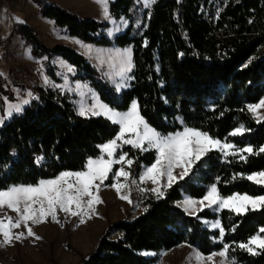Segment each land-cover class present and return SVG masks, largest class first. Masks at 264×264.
<instances>
[{
  "label": "trees",
  "instance_id": "obj_1",
  "mask_svg": "<svg viewBox=\"0 0 264 264\" xmlns=\"http://www.w3.org/2000/svg\"><path fill=\"white\" fill-rule=\"evenodd\" d=\"M211 1L178 4L176 0H155L146 8L139 0H108L110 15L128 21L123 32L108 38V22L82 18L50 0H37L41 15L68 36L96 46L131 47L135 67L130 75L134 79L120 92L75 48L63 44L49 48L27 24L17 29L32 52L61 57L73 67L76 80L88 83L101 101L118 110H126L135 98L150 125L165 134L193 127L234 144L235 149L251 145L258 153L264 145V120H255L247 105L264 97V0H223L221 11L208 20L205 12ZM47 71L55 80L52 69ZM2 79L0 75L1 83ZM37 90L39 99L32 98L22 115L0 127V190L36 184L64 170H83L88 157L100 155L96 146L118 131V126L103 117H80L66 94ZM5 92L0 85V93ZM241 125L245 129L242 135H230ZM120 151L134 159L130 170L135 175L141 165H150L155 159L154 150L140 153L124 145ZM37 157L42 159L37 162ZM116 168L114 165L111 175ZM262 170L264 153H229L225 157L218 150L210 151L194 166L190 178L177 181L159 200L142 192L147 211L132 220L108 224L80 264H155L157 256L150 253L182 243L204 255L228 244L230 264L232 258L235 264H264V250L258 248L253 255L238 247L264 227V209L242 214L202 209L193 216L178 205L183 196L202 198L212 183L222 196L264 195V185L246 178ZM205 220L220 222L225 229L223 242L219 229H209Z\"/></svg>",
  "mask_w": 264,
  "mask_h": 264
},
{
  "label": "snow or ice",
  "instance_id": "obj_2",
  "mask_svg": "<svg viewBox=\"0 0 264 264\" xmlns=\"http://www.w3.org/2000/svg\"><path fill=\"white\" fill-rule=\"evenodd\" d=\"M98 3L103 4L105 20L111 22L108 0H98ZM149 3L150 0H144L146 8ZM251 22L249 21V23ZM139 27L140 24L137 23V28ZM147 43L145 39L144 45L147 46ZM89 50H91V46H89ZM109 67L115 69L114 75L119 77V82L115 84L117 92H120L122 88L130 87L128 81L134 79L130 73L135 67L131 47L114 49V55L110 54L109 56ZM73 71L72 67L68 68V72ZM43 80L45 86H49L51 83L46 75L43 76ZM67 82L68 79L65 77V84ZM52 86L60 89L61 94L64 93V85L53 84ZM80 89L81 83L77 81L76 91L83 96ZM27 96L39 99V97H34L30 90L27 92ZM92 96L91 105L84 106L81 104L77 109V114L86 119L92 117L105 118L112 125L118 126L115 137L96 146L101 154L95 158L88 157L83 165V170H64L54 178L40 179L36 184L13 185L0 190V207L6 205L8 209L17 214L15 220L8 217L7 223L4 219H0V234L6 243H11L13 239L21 240L25 236L24 232L13 233V228H19L23 225L27 228V236H35L29 222L39 224L50 217L52 221L59 223L58 213L60 212L66 216L79 217L80 223H84L85 218L90 217L95 212L96 205L102 202L99 195L100 187L109 178V174L113 172V165L115 164H119L120 167L113 173L111 187L117 193H121V189L128 188L130 171H126L124 165L127 164L131 167L134 159L128 158V153L124 151H120L118 159L116 158L118 150L122 149L124 145L131 146L132 149L139 150L140 153L155 151L154 162L150 165H141L139 181L141 183L151 182L153 187L141 188L140 191L154 194L157 200L163 197L165 191L177 181L183 180L185 177L190 178L194 166L210 151L218 150L226 157L229 150L236 147L232 143H222L220 139L213 138L206 131L188 126L183 127V130L165 134L150 125L141 112L139 101L135 98L131 100L126 110H118V106L113 107L109 103L101 101L95 92L92 93ZM29 104L30 99H23L20 103L10 104L6 111L8 120L10 121L15 115H22L24 106ZM262 108H264V98H261L258 103L247 105L248 111L254 117ZM259 120H264V115H259ZM5 123L4 117L0 116V127L4 126ZM244 131L245 129L241 125L235 128L230 135H242ZM238 151L249 154L264 153V145L259 147L258 153L254 152L251 145ZM13 155H15V150H13ZM40 159L42 158L37 157V162ZM240 159L246 160V157L241 155ZM177 169L180 171L176 172ZM121 177L124 178L125 183L120 182ZM246 178L257 185H264V170L249 174ZM216 179L219 181L220 178L217 177ZM136 183L135 179L131 181V184ZM120 198L132 203L128 195L121 194ZM180 206L186 213L193 216L202 209H212L213 206H217L216 211L229 209L237 214H242L249 210L264 209V195L252 196L235 193L222 196L218 191L217 184L212 183L202 198H186ZM144 210L147 211V208ZM197 218L199 219V217ZM211 226L219 228L220 240L223 242L225 229L221 227L220 222L217 220ZM261 233H264V227H260L257 234L252 235L246 243H239L238 247L253 255L256 254V247L264 250V235ZM39 238L36 237V239ZM228 249L229 245L224 244L223 250L219 253H211L207 256V260L212 261L213 257L219 255L226 258L221 264H228ZM231 264H235L234 258H232Z\"/></svg>",
  "mask_w": 264,
  "mask_h": 264
},
{
  "label": "rangeland",
  "instance_id": "obj_3",
  "mask_svg": "<svg viewBox=\"0 0 264 264\" xmlns=\"http://www.w3.org/2000/svg\"><path fill=\"white\" fill-rule=\"evenodd\" d=\"M4 1L6 5L5 12H8L9 9L11 11L9 14L14 16V19L11 20V25L13 27H15L16 22L21 23L20 25H24L25 19L22 18V16L25 17L28 20L27 25L38 34L39 39L46 47L50 48L59 44L71 46L90 59L114 87L115 84L119 82V77L114 75L116 70L109 67V56L110 54L114 55V49L123 48L96 46L83 41V43H77L73 40H69L67 37L70 36H66L63 29L54 28L53 22L41 15L37 0ZM50 1L82 18L106 21L103 14V4L98 3V0ZM139 1L144 6V0ZM31 7L36 8L31 12ZM23 10L28 14H23ZM106 22L109 23L108 28L105 30V35L108 38H113L117 34L123 32L128 25V21L123 17L114 19L111 16V22ZM20 25L18 28H20ZM9 28L11 27H8V30ZM19 32L18 29L15 34L12 31L8 39L4 38V40L2 33L7 35V28L4 27L2 30L0 25V40H4L5 45H7V53L5 55H0V75L3 77V82H0V85L2 89L6 91L5 93H0V116L4 117L7 122L8 118L6 116V111L8 106L10 104L20 103L23 99L31 100L32 98L27 96L29 90L33 93V96L36 94V91H38L37 89H41L42 91L46 89L50 91L57 90L61 93L60 89L52 86L53 84L64 85L63 94H66L70 98L76 112L81 104L84 106L91 105L93 100L92 93L95 91L89 84L76 80L74 78L75 72H68V68L71 66L61 57L53 53H51L52 55L48 53L49 55L46 56L44 54L40 55L32 52L31 45L21 37V33ZM89 46H91V50H89ZM50 68L52 72H54L55 80L50 78L47 74V70H51ZM57 73H59V75H57ZM44 75L48 76L50 79L51 83L49 86H45L44 84ZM65 77L68 79L67 84H65ZM77 81L81 83L80 91L83 92V96L76 91ZM259 115H264V108L258 110L257 116H253L255 120L260 121ZM221 142L224 143L225 141L221 140ZM238 150L239 149H232L229 150V153H241ZM118 152L116 155L117 159L119 156ZM115 165H117L115 170L117 171L120 165ZM124 167L126 171H130L128 179L129 187L121 189V193H117L116 190L111 187L113 174L111 175L110 173L109 177L112 176L111 182L107 184L105 181L99 190L102 202L96 205L95 212L91 214L90 217L85 218L84 223H80L79 217L71 215L66 216L64 213L60 212L58 213L59 223L52 221L50 217L39 224H32L29 222V226L32 227L35 236H27V228L23 225L19 228L12 229L13 233H25V236L21 240L13 239L11 243H6L2 234H0V264H80L82 259L94 249L108 224L116 221L132 220L144 210L141 200L142 192L140 189L151 188L153 185L150 181L144 183L139 181V175L142 169L139 171L138 175H135L131 172V167L127 164H125ZM175 171L179 172L180 170L177 169ZM133 179L137 181L136 184H131ZM120 182L125 183L123 177L120 178ZM121 194L128 195L132 203L122 200L120 198ZM186 198H189V196H183L178 202L181 209L183 208L180 205H182ZM216 207L217 206H213L210 210L219 212L220 210H215ZM8 217H12L13 220H15L17 214L11 209H8L6 205L0 207V219H4L5 223H7ZM205 221H203V224L209 229H219L211 226L212 223L217 220ZM37 236L40 238L36 239ZM256 249H258V247H256ZM149 255L157 256L155 264H221V262L226 259L225 257L216 255L213 257L212 261H208L207 256L210 254L204 255L187 243L179 244L172 249L159 253H150ZM227 262L230 264L228 259Z\"/></svg>",
  "mask_w": 264,
  "mask_h": 264
},
{
  "label": "crops",
  "instance_id": "obj_4",
  "mask_svg": "<svg viewBox=\"0 0 264 264\" xmlns=\"http://www.w3.org/2000/svg\"><path fill=\"white\" fill-rule=\"evenodd\" d=\"M34 8H36V7H31V12L33 11V9ZM5 9H6V5H5V1L4 0H0V25H1V29L3 30V28L5 27V28H7V35H4V33H2L3 34V38H7L8 39V37H9V35H10V33L13 31V33L15 34V32H16V30H17V27L21 24V23H19V22H16L15 23V27H13L12 25H11V20H13L14 19V16L12 15V14H9V12H11L9 9H8V12L6 11L5 12ZM23 14H28L25 10H23ZM30 15H31V13H30ZM7 16H8V19H7ZM17 16V15H16ZM22 18H24L25 19V24H27V22H28V20L25 18V17H23L22 16ZM51 21V20H50ZM5 22V23H4ZM8 27H11V28H9V30H8ZM54 28H56V27H54ZM16 29V30H15ZM15 30V31H14ZM66 34V33H65ZM66 36H67V34H66ZM67 38H69V40H73L74 42H82V41H80V40H78L77 38H75V37H67ZM83 43V42H82Z\"/></svg>",
  "mask_w": 264,
  "mask_h": 264
},
{
  "label": "built area",
  "instance_id": "obj_5",
  "mask_svg": "<svg viewBox=\"0 0 264 264\" xmlns=\"http://www.w3.org/2000/svg\"><path fill=\"white\" fill-rule=\"evenodd\" d=\"M178 4H181V2L183 0H176ZM155 0H151L150 1V5L154 4ZM223 0H221V2L219 1H215V0H212L207 9H206V12H205V15H206V18L208 20H212L213 17L216 16L217 13H219L221 11V8L223 7ZM176 11H178V8L176 9ZM211 11H214V15H212ZM251 11V10H250ZM4 39V38H3ZM5 40V39H4ZM4 40H0V55H5L7 53V45H5V42ZM6 46V47H5ZM189 46V45H188ZM35 96V94H34Z\"/></svg>",
  "mask_w": 264,
  "mask_h": 264
}]
</instances>
